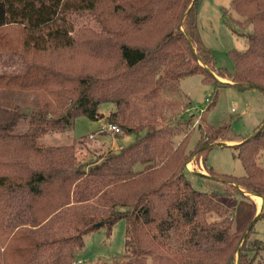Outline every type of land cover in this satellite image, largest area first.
Returning <instances> with one entry per match:
<instances>
[{"label":"trees","instance_id":"trees-1","mask_svg":"<svg viewBox=\"0 0 264 264\" xmlns=\"http://www.w3.org/2000/svg\"><path fill=\"white\" fill-rule=\"evenodd\" d=\"M197 2L0 0V65L17 66L0 69V264H73L89 233L109 234L119 219L127 252L102 264H237V256L238 264H264V233L256 235L264 221V126L227 145L237 149L243 175L190 173L191 156L205 163L214 147L204 145L240 135L226 133L227 123L198 120L191 148L195 116L178 88L198 74L203 83L264 93V0H230L236 20L223 12L250 28L246 49L228 51L230 69L217 67L200 36ZM81 13L99 28L79 23ZM106 101L116 106L108 123L144 134L87 161L78 157L86 137L41 142L70 131L79 116L96 117ZM20 124L25 131L14 130ZM192 176L219 187L200 190ZM244 192L262 197L263 207L242 238L255 214Z\"/></svg>","mask_w":264,"mask_h":264},{"label":"rangeland","instance_id":"rangeland-1","mask_svg":"<svg viewBox=\"0 0 264 264\" xmlns=\"http://www.w3.org/2000/svg\"><path fill=\"white\" fill-rule=\"evenodd\" d=\"M230 0H198L197 2V24L200 36L213 54L217 67L230 69L232 60L228 55L230 49L242 51L248 45L247 34L249 27L240 28L233 23L227 22L223 12L228 9L233 20L237 15L229 9ZM79 23L86 24L98 29L90 13H81ZM73 17V15H70ZM238 21V20H237ZM15 64L0 65V69L12 70ZM213 73V72H212ZM214 77L221 83H233L215 73ZM179 92L189 99L188 113L195 116L194 125L191 129L190 147L196 143L199 136L196 123L198 120L203 125L214 127L227 123L228 134H238L239 140L224 141L227 144H237L241 138L252 134L256 126L264 123V93L257 88H238L235 85L223 86L215 83H203L200 75L191 74L178 82ZM184 98L185 101L187 99ZM116 106L111 101L102 102L98 105L97 115L94 118L79 116L75 119L74 127L67 132H50L41 138V142L51 145L71 143L73 139L87 138L86 150L78 151V157L84 161L98 157L107 150L117 151L121 145H127L144 133L131 132L123 134L122 131L112 132L105 127L108 125L111 115H115ZM26 125L20 124L14 130L25 131ZM106 131L105 134L100 131ZM83 141V140H82ZM80 150V149H79ZM85 155V157H84ZM261 164L264 165V155L260 156ZM83 161V160H81ZM186 169L190 173L207 174V167L222 174L235 176L243 175L244 168L237 157V149L229 146H214L206 152V161L203 163L200 157L194 153L186 163ZM191 181L196 188L206 190L207 188L219 187L215 180L197 181L194 176ZM218 185V186H217ZM259 197V195H257ZM251 203L255 206V214L258 213L262 197L257 199L249 194ZM243 202L251 207L250 201ZM242 218V217H240ZM258 219V218H257ZM258 221V220H257ZM255 221V222H257ZM256 230L259 236L264 233V221H258ZM126 221L117 220L112 226L110 233H106L105 227L89 233L85 239L84 247L76 255L73 264H102L112 260L113 257L121 256L127 252L126 246Z\"/></svg>","mask_w":264,"mask_h":264},{"label":"water","instance_id":"water-1","mask_svg":"<svg viewBox=\"0 0 264 264\" xmlns=\"http://www.w3.org/2000/svg\"><path fill=\"white\" fill-rule=\"evenodd\" d=\"M194 1V0H193ZM193 3V2H192ZM192 3H191V5H192ZM211 72V71H210ZM212 73V72H211ZM213 74V73H212ZM264 126V123L258 128V129H260V128H262ZM256 132V131H255ZM254 133H252L251 135H253ZM227 145H230V144H227V143H225L224 141H218V142H213V143H209V144H207V145H204V147L203 148H206V147H208V146H227ZM196 174H198V175H206V176H208L207 174H203V173H199V172H196ZM216 179H218V178H216ZM245 194H251V195H256V194H253V193H248V192H244ZM262 207H263V199H262V203H261V206H260V209H259V211H258V213L254 216V218L250 221V223L247 225V227H246V229H245V231H244V233H243V235H242V238H243V236H245V234L247 233V231L250 229V227L255 223V221L257 220V218H258V216H259V213H260V211H261V209H262ZM237 255H238V252H237ZM236 263L238 264V256H237V259H236Z\"/></svg>","mask_w":264,"mask_h":264},{"label":"built area","instance_id":"built-area-1","mask_svg":"<svg viewBox=\"0 0 264 264\" xmlns=\"http://www.w3.org/2000/svg\"><path fill=\"white\" fill-rule=\"evenodd\" d=\"M107 130H110L112 132H119V129L116 125L108 123V125L105 127Z\"/></svg>","mask_w":264,"mask_h":264},{"label":"bare ground","instance_id":"bare-ground-1","mask_svg":"<svg viewBox=\"0 0 264 264\" xmlns=\"http://www.w3.org/2000/svg\"><path fill=\"white\" fill-rule=\"evenodd\" d=\"M251 196H255V197H257V199H259V197L257 195H251Z\"/></svg>","mask_w":264,"mask_h":264}]
</instances>
